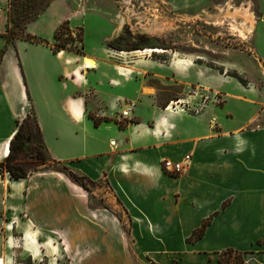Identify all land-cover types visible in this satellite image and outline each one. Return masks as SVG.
<instances>
[{
  "label": "crops",
  "instance_id": "1",
  "mask_svg": "<svg viewBox=\"0 0 264 264\" xmlns=\"http://www.w3.org/2000/svg\"><path fill=\"white\" fill-rule=\"evenodd\" d=\"M132 1L122 0L111 14L88 8L86 0H51L27 24L28 34L49 45L61 23L81 28L79 55L24 40L7 44L1 35L9 0H0V163L17 122L31 110L50 159L95 184L106 205L92 206L88 193L62 173L12 179L1 172L6 249L0 264H14L15 252L18 264H36L44 255L42 239L64 242L72 264H221L229 249L246 264H264V93L253 83L264 81V0L256 11L253 0L240 7L231 0L225 6L220 0H160L161 16L170 9L190 16L186 9L192 8L202 17L210 2L245 18L247 45L238 53L245 60L230 54L211 67L183 52L111 58L112 50L120 51L109 46L122 32L117 17L132 12ZM88 19L108 30L92 47L84 44ZM195 90L219 94L220 105L209 102L198 116L165 110L177 98L198 101ZM125 103L134 104L127 118L120 116ZM185 155L191 160L183 174L165 171L164 160ZM204 223L203 235L193 240ZM15 233L20 251L10 244Z\"/></svg>",
  "mask_w": 264,
  "mask_h": 264
},
{
  "label": "rangeland",
  "instance_id": "2",
  "mask_svg": "<svg viewBox=\"0 0 264 264\" xmlns=\"http://www.w3.org/2000/svg\"><path fill=\"white\" fill-rule=\"evenodd\" d=\"M223 1L225 0H220L218 4L225 6V4H222ZM231 1L234 7H240L243 5L242 3L248 4L250 0ZM253 2L256 11L259 7V0H253ZM162 4L160 0L132 1V12L127 13L126 11V15L117 17V28H120L122 32L115 43L120 47V52L123 54L120 55V57L111 56V58L116 60H133L142 57L166 58L171 55L176 57L177 54H175V52H183L196 56L209 67L216 66L215 63L223 61L225 57L230 54L234 56V61L245 60V53L238 54L245 51L244 45H247L245 41V30L242 28L245 18L239 16L240 14L238 12L231 14L222 7L218 10L214 6H211L210 2H207L203 5L204 12L202 17L199 15L194 16L193 12L196 10L192 8L186 9L187 12H191L187 13L190 16L179 14L173 9H170L169 14L164 13V15L161 16L162 6L160 5ZM86 5L88 8H99L113 14L117 7L123 6V2L122 0H86ZM146 8H148L147 11L145 10ZM226 8L229 10V7L226 6ZM258 21V19L255 20V22ZM83 23L85 24L83 27L85 47L97 45L105 32L108 31L99 21L96 22L92 19H88L87 22L85 21ZM76 31L77 30H72V35H74ZM152 47L164 48L166 52L162 53L163 55L153 53L141 54L136 52ZM211 48L217 50L216 53L211 51ZM130 49L135 50L128 51ZM221 71L222 70H220V72ZM229 74L235 75V72H230ZM251 74L254 77L257 75L254 69H252ZM253 83L257 84V88L264 93V81L261 82L260 79L257 78L253 79ZM246 84L247 82L245 80L244 85ZM220 99L221 96L217 93L205 94L201 92L200 95H198V101H189V106L192 108L199 102H205L206 104L212 102L219 106L221 102ZM190 114V116L199 115L191 112ZM27 115L29 116V122L32 123V111L29 110ZM34 134L35 130H33V135ZM29 139L28 137V141ZM33 148H37L36 143H33ZM14 158L28 170V174L37 171L49 172L59 170L64 173L63 175L69 180L79 186V183L75 182L68 174L69 172L64 164L50 159L46 165H38L33 156L20 153L14 154ZM3 171L5 170H0V173H3ZM83 184L86 187L85 191L88 193V200L92 206L106 207L104 204L105 199H103L105 194L96 192L95 184H89L87 182ZM119 219L121 220L122 218L119 217ZM125 227L126 226H124V228ZM1 237L0 234V252L6 249L4 247L6 243L3 242V237ZM19 238V234H13L12 242L10 243L16 246L18 251L21 250ZM45 242L47 244L46 247L42 246ZM39 244H41V250L44 255L41 257L40 261L37 260L36 264H72V258L69 257V251L64 242L57 239H42ZM7 251L9 252L10 250ZM18 253L19 252H15L14 264H18ZM23 264H30V260L23 261Z\"/></svg>",
  "mask_w": 264,
  "mask_h": 264
},
{
  "label": "trees",
  "instance_id": "3",
  "mask_svg": "<svg viewBox=\"0 0 264 264\" xmlns=\"http://www.w3.org/2000/svg\"><path fill=\"white\" fill-rule=\"evenodd\" d=\"M50 2L51 0H9L6 10L7 27L5 33L2 34L1 37L5 39L7 44H13L16 40L45 44L50 46L52 52L55 54L60 51H67L79 55L83 54V30L79 28L76 33L72 35V30L67 22L61 23L56 29L50 45L47 40L26 32L27 24L35 21L49 6ZM109 46L115 47V41L110 42ZM131 50L135 49H130L128 51ZM4 51V48L0 50V62ZM231 76L236 78L241 84H244V81L236 74ZM95 123L97 124L96 120ZM33 130H35L34 135ZM28 137L30 138L29 141ZM33 143H36L37 148H33ZM19 153L33 156L38 165H46L50 161V157L42 142L40 130L34 115H32V123L29 122L28 115L21 122H17V130L9 142L8 155L4 161L0 163V170H5L12 179H25L28 175V170L25 169L16 158H14V154ZM66 169L72 179L79 183V186L84 190H86V187L83 184L84 182L93 184L85 177L74 174L67 167ZM55 172L62 173L59 170H56ZM205 227L206 223L193 233L192 239L196 240L200 238L204 233ZM219 261L221 264H246L242 258V254L231 249L224 251Z\"/></svg>",
  "mask_w": 264,
  "mask_h": 264
},
{
  "label": "built area",
  "instance_id": "4",
  "mask_svg": "<svg viewBox=\"0 0 264 264\" xmlns=\"http://www.w3.org/2000/svg\"><path fill=\"white\" fill-rule=\"evenodd\" d=\"M122 54L123 53L118 51V50H112L111 51L112 57H120V55H122ZM192 94L193 95H200V93H198L197 90H195ZM201 98H202V96H201ZM205 106H206L205 102H199V103L195 104L194 107L191 108L189 106V100L177 99L175 101L170 102L165 107V110L170 108L171 113L191 115L190 112L194 113V114H199L203 110V108H205ZM133 107H134L133 103L123 104V106H121L120 116L123 118H127L130 115ZM215 121H216V119L214 117L210 120V122L213 125H215ZM111 144H113V143H111ZM190 160H191V156L185 155L181 161L173 162L170 160H164L162 164H163V168L168 173L173 174V175H180L186 171V168H187Z\"/></svg>",
  "mask_w": 264,
  "mask_h": 264
},
{
  "label": "bare ground",
  "instance_id": "5",
  "mask_svg": "<svg viewBox=\"0 0 264 264\" xmlns=\"http://www.w3.org/2000/svg\"><path fill=\"white\" fill-rule=\"evenodd\" d=\"M120 23H121V22H120ZM136 52H139V53H141V54H147V53H151V54H152V53H153V54H162V53H165L166 50H165V49H161V48H148V49H145V50H139V51H136ZM85 62H86V64H88V65L92 64L91 61H89V60H85ZM167 111L171 112V111H170V108L167 109ZM8 152H9V149L5 147V148L3 149L2 156H4V155L7 156Z\"/></svg>",
  "mask_w": 264,
  "mask_h": 264
},
{
  "label": "water",
  "instance_id": "6",
  "mask_svg": "<svg viewBox=\"0 0 264 264\" xmlns=\"http://www.w3.org/2000/svg\"><path fill=\"white\" fill-rule=\"evenodd\" d=\"M152 48H154V47H152Z\"/></svg>",
  "mask_w": 264,
  "mask_h": 264
}]
</instances>
